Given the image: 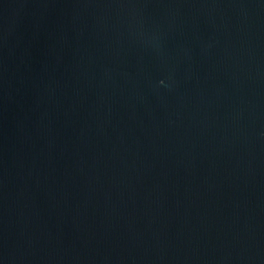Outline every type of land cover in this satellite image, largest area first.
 Segmentation results:
<instances>
[{"label":"water","instance_id":"1","mask_svg":"<svg viewBox=\"0 0 264 264\" xmlns=\"http://www.w3.org/2000/svg\"><path fill=\"white\" fill-rule=\"evenodd\" d=\"M0 264H264V0H0Z\"/></svg>","mask_w":264,"mask_h":264}]
</instances>
